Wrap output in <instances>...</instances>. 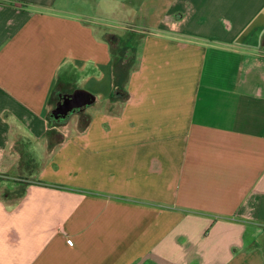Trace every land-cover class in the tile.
Instances as JSON below:
<instances>
[{
  "label": "crops",
  "instance_id": "1",
  "mask_svg": "<svg viewBox=\"0 0 264 264\" xmlns=\"http://www.w3.org/2000/svg\"><path fill=\"white\" fill-rule=\"evenodd\" d=\"M120 28L125 97L109 27L0 0V190L22 189L0 199V264H264V0H170Z\"/></svg>",
  "mask_w": 264,
  "mask_h": 264
},
{
  "label": "rangeland",
  "instance_id": "2",
  "mask_svg": "<svg viewBox=\"0 0 264 264\" xmlns=\"http://www.w3.org/2000/svg\"><path fill=\"white\" fill-rule=\"evenodd\" d=\"M168 1L170 0H59L61 5L69 12L77 15H87L93 22L99 23L101 26L103 24L105 27H109L110 30H112L109 33L114 35L126 33V31L120 28L126 25L135 29L154 27L161 19L165 18ZM119 46L120 44L112 48L116 59L123 57V55L127 53H131L127 52L126 48L122 49L121 47L119 48ZM131 63H133V61L130 62V65ZM84 87V89L94 94V90H102L106 86L103 85V81H101L97 86L95 82L94 86L92 83H89ZM92 105L93 104L88 105L85 108H90ZM25 177L30 179V176ZM8 187L9 189H7L6 192L0 190V199L20 197L22 193L21 187H18L20 188L19 190L16 188H14V190L10 189V184ZM12 209L13 207L7 208L9 211Z\"/></svg>",
  "mask_w": 264,
  "mask_h": 264
},
{
  "label": "water",
  "instance_id": "3",
  "mask_svg": "<svg viewBox=\"0 0 264 264\" xmlns=\"http://www.w3.org/2000/svg\"><path fill=\"white\" fill-rule=\"evenodd\" d=\"M95 99V95L88 90L76 88L70 93L59 95V99L50 115L55 120L64 121L70 114L81 111L92 104Z\"/></svg>",
  "mask_w": 264,
  "mask_h": 264
},
{
  "label": "trees",
  "instance_id": "4",
  "mask_svg": "<svg viewBox=\"0 0 264 264\" xmlns=\"http://www.w3.org/2000/svg\"><path fill=\"white\" fill-rule=\"evenodd\" d=\"M106 39L107 41L110 43L111 48H115L120 44V37H118L117 35L108 33L106 35ZM136 47V46H135ZM135 47H122L126 48L127 52H131V53H127L125 55H123V57H119V58H115V62H114V80H115V88H114V94L118 95L119 97H125L126 93L124 91V89L121 87V81L124 79V77L126 76L127 72L129 69H131V66H133L134 63H136V54L137 51ZM120 48V46H119ZM263 48H264V44H263ZM133 61V63L130 62ZM59 94H57L58 96ZM52 122H60L59 120H53Z\"/></svg>",
  "mask_w": 264,
  "mask_h": 264
}]
</instances>
